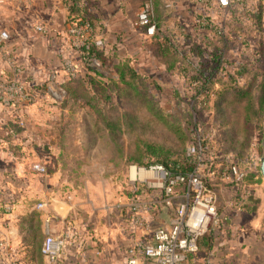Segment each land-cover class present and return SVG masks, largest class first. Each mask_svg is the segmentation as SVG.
I'll list each match as a JSON object with an SVG mask.
<instances>
[{
  "label": "crops",
  "instance_id": "0c3cea01",
  "mask_svg": "<svg viewBox=\"0 0 264 264\" xmlns=\"http://www.w3.org/2000/svg\"><path fill=\"white\" fill-rule=\"evenodd\" d=\"M73 1L94 17V30L111 53L129 56L130 50L140 57L143 52L132 50L129 38L151 41L136 24L139 8L134 26H130L126 14L133 2L139 7L141 0H0V32H7L5 48L20 69L18 73L13 71L0 52V78L14 77L35 93L33 103L18 109L24 129L16 134H12L15 109L0 102V264H125L131 243L151 241L153 231L169 227L173 219V207L160 203V192L141 194L139 199L147 206L141 214L145 226L132 229L125 212L108 215L89 199L80 203L75 177L64 171L69 163L62 159V146L53 140L66 132V128H56L65 127L62 121L70 114L62 101L63 106L58 105L60 102H52L33 87L52 75L58 86L67 80L62 55L80 63L65 32L69 16L78 14L70 13ZM154 4L157 17L168 24L183 22L189 26L201 9L195 0H154ZM37 25H42L46 33L37 31ZM59 30L60 36L56 34ZM33 124L40 132L29 128ZM33 157L46 167V174L32 171V164L37 163ZM259 181L251 187L250 197L241 196L234 205L222 209L218 223L208 231L210 242L186 264H264V178ZM174 196L175 202L181 199L180 188ZM126 203L127 197L120 205ZM47 237L65 240L55 263L40 252Z\"/></svg>",
  "mask_w": 264,
  "mask_h": 264
},
{
  "label": "rangeland",
  "instance_id": "374dc122",
  "mask_svg": "<svg viewBox=\"0 0 264 264\" xmlns=\"http://www.w3.org/2000/svg\"><path fill=\"white\" fill-rule=\"evenodd\" d=\"M212 1L213 19L222 30V40L212 37L209 50L219 51L231 72L248 68L238 83L252 85L253 89L248 91L257 97L264 68V9H260V0H243V5L235 7V11L219 8ZM137 8L138 4L133 2L127 10L130 26L135 25ZM153 15L156 19L154 0ZM168 25L175 29L174 23ZM178 39L183 42L182 37ZM129 41L131 49L139 48L143 55L135 57L130 50L129 56L111 53L104 43L100 48L103 61L98 60V66L89 65L102 77L95 76L90 89L74 78L61 100L70 115L62 121L65 127L56 128H66V132L57 135L53 142L62 146V159L69 163L64 171L69 177H75L80 203L89 199L108 215L124 214L125 205L120 203L128 196V167L156 162L160 160L157 154L160 152L167 159H181L196 141L201 145L202 176L214 182L217 170L211 172L205 163L212 153L217 158L226 154L248 174L246 188L251 190L256 186L260 181L252 175L259 172L257 165L263 153L264 110L254 106L251 112L234 87H223L221 82L209 89L208 98L194 95L195 89L185 86V79L175 68L177 61L174 59V70H171L173 59L162 54L163 49L157 42L146 43L134 38ZM128 68L134 69L137 75H132ZM121 72L128 83L118 81ZM219 76L227 83L228 73L222 72ZM61 101H57L58 105H62ZM91 104L96 105L97 112ZM29 128L34 133L40 132L34 124ZM33 160L40 163L39 158ZM262 185L264 189V182ZM69 186L73 185H66ZM236 190L231 185L216 188L220 203L218 216L223 208L234 205Z\"/></svg>",
  "mask_w": 264,
  "mask_h": 264
},
{
  "label": "built area",
  "instance_id": "2783aa9c",
  "mask_svg": "<svg viewBox=\"0 0 264 264\" xmlns=\"http://www.w3.org/2000/svg\"><path fill=\"white\" fill-rule=\"evenodd\" d=\"M201 9L205 8L210 0H195ZM221 7H227L238 0H213ZM153 0H141L136 15V24L150 40L156 33L153 20ZM36 30L46 33L42 25H37ZM54 32V31H53ZM66 35L70 49L78 53L79 64L75 63L69 55L61 56V65L67 77H73L80 72L82 65L98 66L96 58L89 57L90 51L104 46V40L99 37L89 24L78 25L76 22H67ZM58 36L61 31H56ZM8 34L0 32V52L3 61L18 73L20 69L12 57L7 53L5 43ZM46 95L53 101H61L65 92L56 84L55 76L45 82ZM29 87L14 77L2 76L0 78V102L11 104L15 115L19 118L20 125L24 121L18 115V109L29 106L34 102L29 92ZM62 96V97H60ZM201 151V145L187 148V155L193 156ZM196 168L188 174L172 176L163 166L151 164L148 166L130 165L127 169V178L131 187L151 189L161 193L160 203L166 207H173V219L169 227L156 228L152 233L151 241L138 240L131 243L126 252L125 264H186L198 252V239L219 220L217 211V195L208 188L201 176L200 155L197 156ZM260 161H258L259 170ZM32 171L46 174L47 169L40 163H34ZM246 172L234 165L231 167L232 180L238 186ZM180 188L181 199L174 201L175 190ZM247 196V195H246ZM174 202V205H173ZM42 205H38V208ZM126 217L130 228L145 226L141 214L147 209L138 196H127L125 204ZM65 247L63 238L47 237L41 247V254L55 263ZM209 264V263H208Z\"/></svg>",
  "mask_w": 264,
  "mask_h": 264
},
{
  "label": "trees",
  "instance_id": "16d2710c",
  "mask_svg": "<svg viewBox=\"0 0 264 264\" xmlns=\"http://www.w3.org/2000/svg\"><path fill=\"white\" fill-rule=\"evenodd\" d=\"M212 1V0H211ZM78 2V1H77ZM216 4L217 7L222 9H229V11H235V7H240L243 5V0L233 1L227 7H221L217 5L215 1H212ZM74 4V5H73ZM73 6H70V13L77 11L78 14L74 16H69L71 22H76L78 25L89 24L92 29L94 27V17L88 12L86 7L77 5L76 2H72ZM212 5L211 2L206 4L205 8L197 9V13L194 14L193 20L189 23V26L183 27L182 23H175V29L168 28V23H164L160 21L158 17L153 19L156 25V33L151 41L157 42L158 45L163 49L162 54L170 56L171 60L173 59V67L171 70H174V59L177 61L176 69L179 71L180 75L185 79L184 84L187 87H192L195 89L194 95L199 97L208 98L209 89L221 82L223 87H234V91L238 94L242 100H246L247 108L253 111L254 106L258 108L259 111L264 110V68L261 70L263 80L262 83L257 86L260 90V94L257 97L250 94L248 89L252 88V85L248 84L247 86L239 85L238 79L242 78L245 74H247V69L244 68L240 71L231 72V70L227 67L226 61L223 58V55L217 51L215 48L209 50L212 43V37L217 36V40H222L221 37V28L215 23L212 15ZM260 9H264V0H260ZM182 37L183 42H179ZM208 48V49H207ZM102 50L93 48L89 57L96 58L100 62L103 61ZM105 64V63H104ZM83 67L86 69L85 71H81L73 77H67V80L60 86V88L67 94V89L69 82L73 81L74 78L81 80L84 85L90 89V84L93 83L96 79L95 76L102 77L100 72L96 71L93 67L89 66L88 63L84 64ZM83 66V65H82ZM132 75L136 74L134 69L128 68ZM149 71V70H144ZM228 73V81H221L220 73ZM137 75V74H136ZM220 78H218V77ZM118 81L128 83L126 81L125 75L123 72L120 73V76L117 77ZM151 81V80H149ZM246 82V81H245ZM246 85V84H245ZM244 86V87H243ZM38 89L41 94L46 95V84L43 83L39 87H33ZM253 89V88H252ZM30 90V89H29ZM31 96L35 98V93L31 90L29 91ZM193 97H196L194 96ZM88 102V101H87ZM86 102V103H87ZM89 104V103H88ZM93 110L96 112V105H90ZM23 126L20 125L19 118H12V134L19 133L23 130ZM198 142H195L194 146H198ZM200 150L193 156H181V159H167L165 155H161L157 153L160 157V160H156V162H152L149 164L141 165L148 166L151 164H159L163 166L172 176L176 174L185 175L191 173L197 164V156L200 155ZM206 168H208L211 172L216 171V177L214 182H210L207 176H202L203 181L206 183L208 188L213 190L216 193V188L226 185L235 186L237 193V199H241V196H245L251 194V190L246 188V181L248 179V174L246 173L243 181L236 186L232 180L231 175V167L236 165L240 168L239 164L234 161V159H230L226 154L221 155L220 158H217L215 153H212L210 159L205 163ZM256 180H261L259 172H254L252 175ZM228 178L231 181H227ZM227 181V182H226ZM155 190L151 189H140L129 187L127 195L130 197L140 196L141 194L149 195L151 193H155ZM159 192V191H157ZM209 231V230H208ZM204 233L198 239V249L205 247L211 240V232Z\"/></svg>",
  "mask_w": 264,
  "mask_h": 264
},
{
  "label": "water",
  "instance_id": "95a60500",
  "mask_svg": "<svg viewBox=\"0 0 264 264\" xmlns=\"http://www.w3.org/2000/svg\"><path fill=\"white\" fill-rule=\"evenodd\" d=\"M262 148H263V153L260 156V165H259V173L262 178H264V140L261 142Z\"/></svg>",
  "mask_w": 264,
  "mask_h": 264
}]
</instances>
